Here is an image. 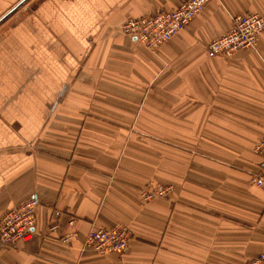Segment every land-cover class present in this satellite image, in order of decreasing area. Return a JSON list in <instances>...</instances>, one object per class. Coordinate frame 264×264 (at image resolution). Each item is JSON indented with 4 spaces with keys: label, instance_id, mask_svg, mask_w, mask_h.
Wrapping results in <instances>:
<instances>
[{
    "label": "crops",
    "instance_id": "1",
    "mask_svg": "<svg viewBox=\"0 0 264 264\" xmlns=\"http://www.w3.org/2000/svg\"><path fill=\"white\" fill-rule=\"evenodd\" d=\"M20 1L0 0V18ZM184 1L32 0L0 31V220L39 205L34 236L0 245V264H251L264 251V188L250 183L264 32L254 49L206 54L234 16L264 18V0H211L154 51L121 32ZM153 187L169 194L145 203ZM116 225L131 231L125 252L85 247Z\"/></svg>",
    "mask_w": 264,
    "mask_h": 264
},
{
    "label": "built area",
    "instance_id": "2",
    "mask_svg": "<svg viewBox=\"0 0 264 264\" xmlns=\"http://www.w3.org/2000/svg\"><path fill=\"white\" fill-rule=\"evenodd\" d=\"M211 0H186L174 10H161L151 17L126 19L121 25V32L148 50H157L164 43L174 39L185 29L189 21L201 13ZM264 32V18L255 14L234 16L232 25L221 36L208 42V57H231L241 50L254 49L258 35ZM254 153L262 158L260 170L251 177V184L264 188V134L253 146ZM167 189L161 187L144 189L141 199L147 203L155 198L165 197ZM38 202L29 199L8 212L0 220V245L17 247L34 236L37 220ZM73 223V221H71ZM131 232L124 225H116L111 229L92 228L86 235L84 245L100 255L123 253L128 249ZM68 236L62 239L66 243ZM251 264H264V251Z\"/></svg>",
    "mask_w": 264,
    "mask_h": 264
},
{
    "label": "rangeland",
    "instance_id": "3",
    "mask_svg": "<svg viewBox=\"0 0 264 264\" xmlns=\"http://www.w3.org/2000/svg\"><path fill=\"white\" fill-rule=\"evenodd\" d=\"M36 2V4H43V0H33V2ZM32 0H25L20 7H18L15 11H13L5 20H3L2 22H0V31L1 33H8L9 35L11 34V30L12 28L9 27V25H11V23L17 19H20L21 23H24L25 20H28L29 16L31 15V13L28 10V5L33 3ZM32 6H30L31 9ZM19 9V10H18ZM7 13V12H6ZM5 15V14H4ZM9 21V22H8ZM252 177V176H251ZM251 177H250V181H251ZM251 183V182H250ZM146 189H155V187L153 188H146ZM169 194V192L166 194L165 197H167V195ZM159 198H164V197H159ZM157 199V198H155ZM154 200V199H153ZM152 200V201H153ZM131 232V231H130ZM132 236V235H131ZM132 238V237H131ZM9 248V247H8ZM12 249H15L16 247H11ZM252 262V261H251Z\"/></svg>",
    "mask_w": 264,
    "mask_h": 264
},
{
    "label": "water",
    "instance_id": "4",
    "mask_svg": "<svg viewBox=\"0 0 264 264\" xmlns=\"http://www.w3.org/2000/svg\"><path fill=\"white\" fill-rule=\"evenodd\" d=\"M25 0H21L17 5H15L10 11H8L7 13H5V15H3L0 18V22H2L3 20H5L13 11H15L18 7L21 6V4L24 2Z\"/></svg>",
    "mask_w": 264,
    "mask_h": 264
}]
</instances>
